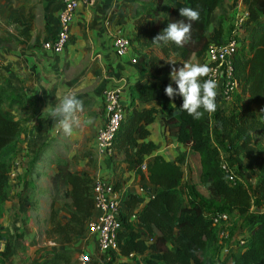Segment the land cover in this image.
Here are the masks:
<instances>
[{"label": "trees", "instance_id": "obj_1", "mask_svg": "<svg viewBox=\"0 0 264 264\" xmlns=\"http://www.w3.org/2000/svg\"><path fill=\"white\" fill-rule=\"evenodd\" d=\"M221 1L153 0L134 21L140 37L136 39L137 48L147 52L141 53L138 63L140 79L128 87V100L121 103L124 117L114 135L110 159L119 154L123 168L135 170L138 180H146L153 191L147 199L135 193L123 199L126 210L138 208L135 221L131 222L121 211L123 228L117 234V249L107 251L93 264H216L212 253L221 242L222 230L211 217L217 213H226L231 222L240 219L242 230L247 232L242 237L243 243L229 253L228 264H264V156L256 153L254 145L256 135L264 137V0H241V10L246 15L238 31L242 30L243 36L233 33L236 26L226 36L221 26L212 27V14ZM181 7H191L200 13L199 20L192 22L191 41L184 47L174 43L154 44L153 38L169 22L185 19L179 15ZM147 20H154L155 25L149 27ZM159 22L160 31L156 28ZM231 39L238 43L233 56V76L245 104L239 110H229L218 94L216 111L193 119L181 108V96L170 101L165 94L169 83L177 87L170 77L162 76L167 61L171 57L185 62L203 58L209 45L221 46ZM17 101L6 86L0 85V222L16 183L12 184L10 175L19 164L17 155L21 154L25 132L22 121L4 109ZM153 102L158 106H145ZM158 112L163 116L169 137L186 149L173 159L156 155L146 161L147 154L155 148L148 137ZM212 133L216 134V143ZM47 148L48 144L38 147L25 168L26 175L31 176L39 164L55 165V171L48 176L53 202L49 217L52 226L46 239L61 248L45 250L28 264H75L71 263L73 252L65 245L81 237L93 217L94 178L71 171L69 161L54 154L44 157ZM221 150L226 152L227 163L236 161L240 170L239 157L252 160L258 179L250 190L245 183H228L219 160ZM143 162L146 173L139 171ZM185 168L190 179L188 201L181 192ZM57 199L65 201L67 211L60 221H56L54 211ZM3 231L0 225V240L4 241L0 264L6 263L13 250L12 236ZM130 255L134 257L129 258Z\"/></svg>", "mask_w": 264, "mask_h": 264}, {"label": "crops", "instance_id": "obj_2", "mask_svg": "<svg viewBox=\"0 0 264 264\" xmlns=\"http://www.w3.org/2000/svg\"><path fill=\"white\" fill-rule=\"evenodd\" d=\"M152 1L95 0L91 6H80L73 17L68 45L62 54L56 55L41 46L56 35L62 0H0V85L6 86L12 97L18 98L17 104L5 105L4 109L22 121L25 127L21 154L17 155L19 164L10 175L11 182L14 178L16 183L0 222L3 234L11 235L13 244L11 257L5 264H28L45 250L61 248L55 242L56 246H47V242L52 240L39 233L43 219H47L48 229L52 226L49 217L53 194L48 176L55 171V165L39 164L31 176L26 175L28 161L43 144H48L51 148L49 153L57 157L67 154L65 143L71 142L77 147L67 159L78 161L79 173L111 183L120 197L121 211L127 218L132 213L136 214L138 208L126 210L122 205L123 199L130 193L147 199L152 193L153 188L146 180L139 181L135 170L123 168L121 159L100 158L95 152V133L104 122L102 92L118 90L121 103H125L128 87L140 79L138 63L141 53L147 50L141 52L137 48L136 39L140 37L134 29V21L144 7H150ZM225 1L222 0L219 7ZM239 1L232 0L230 9H237ZM219 7L213 12L212 19ZM146 23L149 27L155 25L154 20H147ZM156 28L161 30L160 22ZM118 35L130 41L129 51L123 57H117L112 49L113 39ZM204 59L187 62L203 64ZM183 62L171 57L163 78L170 77L171 68L175 66L179 69ZM65 94L75 95L83 104V110L77 114L80 124L73 128L71 134L62 131L48 113L43 112L47 105L59 103V98ZM145 106L157 107L158 103ZM149 129L148 140L155 144V148L147 154L146 161L156 155L173 159L186 149L169 137L160 112ZM56 144L60 146V152L56 151ZM76 152L80 154L73 156ZM223 158H227L226 153H223ZM90 162L94 165L91 170ZM229 165L232 166L233 162ZM43 180L48 186L40 185ZM62 201L54 200L56 221L67 214ZM41 237L45 241L40 245L38 238ZM3 244L4 241L0 240V250ZM65 247L73 252L71 263L78 264L80 253H97L96 235L88 233L85 228L81 237Z\"/></svg>", "mask_w": 264, "mask_h": 264}, {"label": "built area", "instance_id": "obj_3", "mask_svg": "<svg viewBox=\"0 0 264 264\" xmlns=\"http://www.w3.org/2000/svg\"><path fill=\"white\" fill-rule=\"evenodd\" d=\"M95 0H62L61 9L58 14V30L52 40L45 41L42 44V49L53 54H62L70 40L71 24L74 14L80 6H91ZM238 7L242 8L241 0L238 2ZM242 12V10H241ZM246 13L242 12L235 21V29L233 33L239 32L238 25L242 23ZM237 40L231 39L221 46L214 44L209 45L205 53V64H208L214 71L211 73L212 78L218 81V94H220L223 104L231 103L233 98L239 94V85L233 76V56L237 48ZM130 48V41L123 36H115L113 39L112 49L117 57L125 56ZM203 77L202 79H207ZM102 103L104 122L98 127L95 133V152L100 158H111L113 155L112 142L116 131L119 129L120 122L124 117V111L119 99L118 90L107 89L102 92ZM242 158V157H240ZM238 158L241 164L243 160ZM228 164V163H227ZM226 166L222 165V170L226 175L229 184L237 185L244 183L240 178L234 176L231 172L226 174ZM139 171L146 173V163L143 162L139 166ZM92 198L94 217L87 223L86 230L88 233L96 235L97 253L105 254L107 251L117 249V234L123 228L121 218V200L114 186L96 177L93 180ZM135 213L129 216V219L135 221ZM212 222L221 226L220 238L227 239L228 235L222 229L224 225L231 222L230 217L226 213H217L212 216ZM239 244L243 243L242 238L238 240ZM51 247L56 246L52 241L47 242ZM223 249L221 256L218 257L223 264H228L229 250L222 242L219 243ZM130 255L129 258H133ZM96 260V257L89 254L80 253L77 261L79 264H91ZM220 264V263H219Z\"/></svg>", "mask_w": 264, "mask_h": 264}, {"label": "clouds", "instance_id": "obj_4", "mask_svg": "<svg viewBox=\"0 0 264 264\" xmlns=\"http://www.w3.org/2000/svg\"><path fill=\"white\" fill-rule=\"evenodd\" d=\"M179 15L185 19L169 22L167 27L153 38L154 44L174 43L177 47H184L191 41L192 22L199 20L200 13L191 7L179 8ZM175 65L174 62H168ZM182 67L171 68L169 73L171 81L177 87L169 83L164 91L170 101L177 95L183 98L182 109L193 119H200L205 112L212 113L217 109L216 98L218 95V81L212 78L214 71L208 64L183 62ZM208 77L202 80L201 78ZM174 104V103H173ZM83 110L82 101L75 95L65 94L59 98V103L47 105L43 112H47L49 118L55 121L59 128L66 134H71L74 127H78L80 121L77 114Z\"/></svg>", "mask_w": 264, "mask_h": 264}, {"label": "rangeland", "instance_id": "obj_5", "mask_svg": "<svg viewBox=\"0 0 264 264\" xmlns=\"http://www.w3.org/2000/svg\"><path fill=\"white\" fill-rule=\"evenodd\" d=\"M231 3H232V0H231V2H230V0H226L225 2H223V6L219 7V10L216 11L214 18L211 21L212 27L221 26L223 28L225 36L227 35V33L230 30L234 29V26H236L235 21H236L237 17H239L242 13L240 7H238L237 9H234V7H233L232 9H230ZM232 23H233V25L231 26ZM239 33H240V36L244 35L242 30H240ZM205 62L203 64H205ZM244 104H245L244 99L242 98L241 95L238 94V97L236 95L233 98V100L231 101V103H228V104L225 103L222 105L227 107L229 110H231L232 108H236L237 110H239ZM212 140H213V143H216V134H214V133H212ZM65 144H67L66 145L67 146L66 147V153L67 154L63 153L65 156L58 155V157L63 159V160L69 161L67 159V156H69L72 151H75L77 149V147H74V145H72L71 142H68ZM254 145L256 147V153L258 155L264 156V137L256 135L254 137ZM58 147H60V146L56 144L57 150H56V148H55V150L57 152H60L58 150L59 149ZM221 149H224V148L221 147ZM50 151H51V149L47 148V150H45V152H44V157L49 158V156H50L49 152ZM88 152L90 153L91 149H89ZM223 153H226L225 150L220 151L219 160L221 162V165H228V166H226V169H227L226 174H229V172H231L234 176L243 180L246 187L250 190L258 179V173H257V170L252 165V160L242 157L243 161H242V166H241V170H240L239 165L236 161L233 162L232 166L227 164L226 159L223 158ZM76 154H80V152L74 153L73 156H75ZM116 158L121 159V156L118 154ZM91 162H90V166H89L90 170H91V167H92V169L94 167V165H92ZM69 164H70L69 167H70L71 171L79 172L78 171L79 170L78 161H74V162L69 161ZM52 165H54V164H52ZM84 169H85V167L81 170H84ZM189 180H190L189 179V171L185 168V176H184V179H183L182 184H181V192H182L183 198L186 201H188L189 197H190L188 186H187V183L189 182ZM15 182H16V179L14 180V178H13L12 184H14ZM40 185L42 187H45V186H48V183L45 180H43ZM62 202L64 203L65 201H62ZM46 220L47 219H43L42 221H40V225H39V233L44 235L45 238H46L45 233L49 230L48 226L45 223ZM240 225H241L240 219L234 218L232 222H229L227 225H224L222 227V229L225 231V234H227L228 237H227V239H222L221 242H222V245H224L226 248H228L229 252L236 251L237 244L239 243L238 239L239 238L241 239L244 235L247 234L246 231L242 230ZM45 238L44 239H42V237L38 238V243L41 245V243L43 241H45ZM47 246L50 247V245H47ZM222 249H223V247L220 244L214 249V251L212 253V260L214 262H216L218 260V257L222 255L221 254ZM93 256H95L97 259V258L101 257L102 255L96 253ZM77 263L79 264L78 261H77ZM91 264H93V262Z\"/></svg>", "mask_w": 264, "mask_h": 264}]
</instances>
